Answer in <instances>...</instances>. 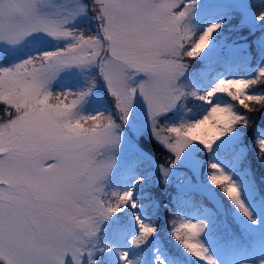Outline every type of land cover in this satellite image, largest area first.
Listing matches in <instances>:
<instances>
[{
	"label": "snow or ice",
	"instance_id": "obj_1",
	"mask_svg": "<svg viewBox=\"0 0 264 264\" xmlns=\"http://www.w3.org/2000/svg\"><path fill=\"white\" fill-rule=\"evenodd\" d=\"M241 3L239 26L254 38L216 39ZM206 7L200 0H0V264H111L113 253L120 264H165L159 255L141 259L158 231L142 213L159 207L144 186L152 178L169 185L182 157L197 152L209 154L207 184L252 219L240 183L213 157L223 151L245 176L249 158L264 166V123L254 124L264 112V3L250 12L243 0H218V19L199 30ZM26 44L29 51H19ZM213 56L224 72L203 87ZM240 67L247 70L233 71ZM138 102L144 126L131 128ZM93 103L98 109L88 111ZM138 135L169 155L158 163ZM143 164L155 168L147 178L137 171ZM195 191L178 187L168 235L196 262L219 264L202 236L222 249L236 247L237 237L212 235L214 213H201ZM125 209L135 232L116 216ZM186 210L194 215L183 219Z\"/></svg>",
	"mask_w": 264,
	"mask_h": 264
},
{
	"label": "trees",
	"instance_id": "obj_2",
	"mask_svg": "<svg viewBox=\"0 0 264 264\" xmlns=\"http://www.w3.org/2000/svg\"><path fill=\"white\" fill-rule=\"evenodd\" d=\"M264 0L261 1L263 3ZM259 4L256 3L255 9L257 11V6ZM240 13L237 9L233 11V13L229 16L231 19L229 22L224 24L223 31L220 33V36L217 37V39H227L229 42H235L237 44L242 43L244 40H251L254 38L253 35H249L248 28L247 27H240ZM198 23V22H197ZM202 25V24H201ZM199 30H202V27L199 26ZM51 48L50 46H47ZM30 46L26 47L25 49L21 50L22 52L29 51ZM242 53H239L237 56V60H242ZM193 67H199V64L197 62H191ZM214 70L223 68L220 67L215 63V60L212 61ZM251 65H249L250 67ZM213 70V71H214ZM224 70V69H223ZM247 69L240 67V68H234L233 71L243 73ZM205 74V78L203 79L202 86L207 87L208 78L213 72ZM233 74V73H229ZM65 87L69 86L68 84L64 85ZM56 91H60L61 89L57 87L55 89ZM194 105H191V102L189 104V107H193ZM199 110V109H197ZM261 123H264V112L258 114L256 118H254V124L260 125ZM245 133H241V136L243 137ZM247 135H251V132H248ZM137 143L148 150L150 154L156 159V161L162 162L163 158L168 153L164 152L162 149H160L154 141L151 140L150 136L148 135H139L136 139ZM202 161H201V180L204 183H207L206 181V158L208 157L207 153L200 154ZM144 169V173L151 171L155 172V168L148 164L141 165ZM177 168V166H175ZM240 168H243L241 165ZM247 169H248V178L251 181V185L253 186V189L257 195V198L261 201V203L264 206V166L260 164L259 161H257L254 157L249 158L247 161ZM187 169L185 168L184 171ZM159 173H156V176L158 177ZM179 175H175L171 183L167 186L160 185L154 182V178L147 181V183L144 186V190L149 192L150 195L156 199L157 204L159 207H157L155 210H153L151 207L146 208V217L149 219H152L155 221L157 225V233L153 234V237L150 238L148 244L145 247L146 256L147 258L149 256L154 257L153 251L157 248V245H159V249L161 250L162 255L167 258L171 263L173 264H184V262H193L195 264H200V262H196L193 258H190L187 256L186 253L183 252V250L179 247V245L171 239V237L168 235L167 230V221L170 218L169 213L170 211L175 210V203L172 201V197H174L177 193V185L179 183ZM191 179L194 180L193 176H191ZM197 181V180H196ZM130 183V182H129ZM119 187H125L126 185L120 184L117 185ZM211 187V185H209ZM217 192V196L222 204L221 208H215L218 211L217 219L222 220L224 224H226L228 227L232 228V233H235L237 237V245L240 244L242 246H247L246 240H249L248 244L250 248L253 247L254 242H258L259 239L263 240L262 236L260 234H256L253 232L248 235L246 233V230L244 229V226H242L238 221L236 217V211L234 210L235 207L231 205L226 198H223L222 194L219 193L218 189H215ZM140 192V191H139ZM140 196H143L144 202L147 203V200L144 198L143 192H140ZM195 199L199 200L203 203L204 206H208L211 204L209 202L208 197L202 194L201 192L195 191ZM167 204L168 207H164V205ZM191 211L186 210V213H189ZM117 217L121 218L131 229L133 232H135L136 226H135V220L132 219L131 211L128 209H125V211L116 214ZM179 223V218L176 221ZM222 232V231H220ZM217 233V232H216ZM251 241V242H250ZM251 244H253L251 246ZM153 250V251H152ZM228 250V249H227ZM152 251V252H151ZM146 258V257H144ZM111 264H120L118 257H116L115 253L112 254V261Z\"/></svg>",
	"mask_w": 264,
	"mask_h": 264
},
{
	"label": "rangeland",
	"instance_id": "obj_3",
	"mask_svg": "<svg viewBox=\"0 0 264 264\" xmlns=\"http://www.w3.org/2000/svg\"><path fill=\"white\" fill-rule=\"evenodd\" d=\"M262 0H243L244 3H247L250 5V12H256L255 6L256 3L260 4ZM202 5H207L205 9H202L198 12L197 15V22L198 25L203 28V26H206L208 23L214 22L216 19H218L221 9L214 7V5L217 4L218 0H200ZM234 2H238V0H234ZM264 3V2H263ZM239 13H240V21L244 18L245 16V10L243 8V4L241 3L239 7L236 8ZM231 18L228 17L225 24L229 22ZM202 24V25H201ZM249 32V29H248ZM215 37V34H214ZM217 39V37H215ZM55 42L53 41V44ZM29 45H24L22 48L19 50H23ZM50 46V45H49ZM51 47V46H50ZM22 52V51H21ZM209 60L212 62L215 60V57H209ZM251 67V66H250ZM216 72H221L223 73L224 70L220 69H215L211 75L208 78V82L213 79L216 75ZM243 74V73H239ZM103 94V90L101 89V93ZM71 99V97H69ZM98 109V105L96 104H89L87 110L94 112L95 110ZM131 128L139 127V126H144V109H143V104L142 102H138L133 114L131 116ZM133 133L130 131L129 132V137H132ZM139 136V135H138ZM137 136V137H138ZM136 137V139H137ZM200 152H197L194 156L189 154L184 157H182V163L177 165V168H174L173 175L171 177V181L175 177V175H179V183L177 185V190L178 187L185 186L192 188L194 187L197 192H201L205 196L208 197L209 202H211L210 205L204 206L203 209H201V213L208 217V212L206 210L211 209L212 212L214 213V216L210 217L212 220V225H211V233L212 235H216L219 233H227L229 230L231 231L232 228L228 227L226 224L223 223L222 220L217 219V214L218 211L215 208H221L222 204L217 196V192L215 189H212L207 183H204L201 180V161L202 158L200 156ZM215 162L221 163L222 167L225 168L226 171H229L232 173L233 178L238 180V183L241 185V198L245 203V206L249 209V212L251 214L252 219L249 220L247 217H244L242 214L239 213V211L235 208L234 210L236 211V217L237 221L244 226V229L246 230V233L248 235L253 232L256 234H260L263 238V240H260L259 242H254V245L251 244V246H255L250 248L248 244L249 240H246L247 246H242L240 244L237 245L236 247L233 248V253H227V249H222L218 248L217 244L214 242L213 239L210 238L209 234L206 233L205 235L202 236V240L205 243L207 247H209L210 253L215 256L219 264H240V261H245L247 264H257V261L260 259H264V206L261 203V201L257 198V195L253 189V186L251 185V181L248 178V175H244L242 168L240 166H237L233 161L228 160L225 158V155L223 151H220L217 153L216 156L213 157ZM187 169L184 171V169ZM138 174L145 175L146 178L148 176V173L151 171H148L144 173L143 167L140 166V168L137 170ZM191 176H193L194 180L191 179ZM150 180V179H148ZM147 180V181H148ZM197 180V181H196ZM190 182V183H189ZM127 186V185H126ZM140 196V192L138 191L137 193ZM140 202L141 203H146L143 200V196H140ZM137 212L140 210L137 209ZM146 209L142 213V216L146 217L145 213ZM183 219H187L188 217H191L194 215L193 212H189L186 214H181ZM147 218V217H146ZM180 221V219H179ZM255 221V223H253ZM194 222V221H193ZM222 231V232H220ZM217 232V233H216ZM232 232V231H231ZM235 234V233H234ZM238 240V239H237ZM251 242V241H250ZM159 247V245H157ZM153 251V250H152ZM151 251V252H152ZM161 250H155L153 251L154 257L156 255H159L162 260H164L165 264H173L171 263L167 258H165L162 253L160 252ZM133 254V251L130 249V255ZM154 257H148L146 258L148 260H151ZM142 262L145 259L144 257L141 258ZM201 263V262H200ZM184 264H195L193 262H184Z\"/></svg>",
	"mask_w": 264,
	"mask_h": 264
}]
</instances>
